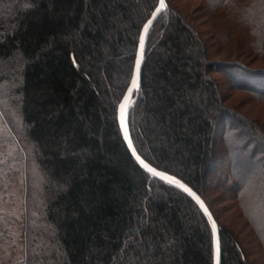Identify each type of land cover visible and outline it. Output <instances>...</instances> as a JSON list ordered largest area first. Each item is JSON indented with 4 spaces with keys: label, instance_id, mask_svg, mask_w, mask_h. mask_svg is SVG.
I'll return each mask as SVG.
<instances>
[{
    "label": "trees",
    "instance_id": "trees-1",
    "mask_svg": "<svg viewBox=\"0 0 264 264\" xmlns=\"http://www.w3.org/2000/svg\"><path fill=\"white\" fill-rule=\"evenodd\" d=\"M166 1L149 32L128 114L131 136L144 160L206 201L219 225L221 264H252L206 193L213 188L235 198L256 183L249 212L264 233V130L226 104L214 76L264 100V81H249L262 92L238 82L264 78L263 67L239 59L264 63V0H200L219 48L242 31L235 56L227 57L233 61L208 44L176 6L180 0ZM158 2L0 0V62L8 63L0 67V99L20 118L16 130L39 171L34 206L41 222L25 221L24 264H214L213 231L199 206L138 164L118 123L140 35ZM217 15L230 24L228 39L219 37ZM232 152L241 166L257 158V180L226 166L223 155ZM6 170L4 158L0 176ZM4 227L0 240H12L0 215Z\"/></svg>",
    "mask_w": 264,
    "mask_h": 264
},
{
    "label": "rangeland",
    "instance_id": "rangeland-1",
    "mask_svg": "<svg viewBox=\"0 0 264 264\" xmlns=\"http://www.w3.org/2000/svg\"><path fill=\"white\" fill-rule=\"evenodd\" d=\"M175 4L183 14L191 20L208 44H214L216 52L219 53L221 58L234 60L228 59L227 57L229 55L235 56L233 45L236 43L237 38L240 39L239 33L242 32L241 30H235V32L232 33L231 41L227 44L224 43L220 45L219 48L217 43L222 42V40L220 39L216 42L213 35V24L208 20V16L205 15V13L201 14L203 11L202 8H200L202 2L200 0H180ZM213 23L218 26L219 30L222 32V34H219V37L225 39L230 37V32L228 36H225V33L228 31L226 25L230 26V24L225 22L222 16H215ZM237 45L240 46V48L242 46V44ZM247 58L248 59L240 57L239 59L245 62L249 61L252 67L264 68V63L261 61H252V57L250 56ZM7 64L6 62H0V67H8L6 66ZM214 76L219 83L222 95H224L226 99V104L233 111H237L240 115L251 120L256 124L257 128L264 130V100L257 98L247 90L234 87L226 79L227 77L221 73L216 72ZM255 78L264 81L261 75H252L248 78V82L244 81L243 77L238 78V82L244 89L250 88L251 90L262 92V89L251 85L252 83L249 82L253 81ZM6 109H9V107L6 106V99H3V101L0 99V161L6 158V165H8L6 174L0 176V215L5 218L6 233L7 231L10 232L13 238L9 240V238L7 239L3 235L4 240H0V264H24L25 252L23 246V233L25 234V231L22 229L27 228L25 224L27 222L25 221L27 220L28 224H30L32 219H37V221L41 222L39 209L34 206L37 193L40 190V186L37 185L39 171L37 164L32 159V153H29V149L26 147V138L22 136L23 133L21 135V132L18 133L16 130V126H18L19 129L21 128L20 118L15 112L12 113V117L11 112L8 113ZM247 149L252 154V148L248 146ZM262 149L263 148L260 149V152H256L257 156L260 155ZM24 155L25 160H20L19 157ZM247 155L249 156L250 154ZM223 157L226 159L225 164L228 168L234 164L233 166L239 170V176H245L250 180L256 179V176L253 174L256 169H254L253 166L257 158L250 162L246 159V164L241 166V162L235 163L237 160L234 159H242V157L239 158L234 152L225 156L223 155ZM241 161H243V159ZM249 188L252 192H250ZM255 189L256 183L255 185H249L248 182L247 185L243 187L242 194L239 197H236V195L235 198L229 197L231 196V192L226 196L222 194L223 192L215 191L214 193L212 192L213 188H209L206 196L217 214L221 226L227 228L240 242L252 264H264V233L261 232L259 222L250 215L249 212L250 208L253 207L250 203H254V198L256 196ZM257 216L258 215H256V218H258ZM249 220L252 226L249 224ZM256 225L260 233L256 231ZM4 229L5 227L0 229V233H2ZM6 233L4 234L6 235Z\"/></svg>",
    "mask_w": 264,
    "mask_h": 264
},
{
    "label": "water",
    "instance_id": "water-1",
    "mask_svg": "<svg viewBox=\"0 0 264 264\" xmlns=\"http://www.w3.org/2000/svg\"><path fill=\"white\" fill-rule=\"evenodd\" d=\"M164 3L166 5V7H167V1L166 0H164ZM159 7H160V0H159V2L157 4L156 8L154 9L153 13H156V10ZM166 7L164 9H162L160 12L156 13L155 17L153 16V13L151 14V16L146 21V23H145V25L143 27L142 33L140 35V40H139V45H138V55H137V60H136V63H137L138 60L141 61L140 62V74H139V87H140L141 72H142L143 63H144V59H145V52H146L147 41H148L150 29H151L152 25L154 24V22L156 21V19L158 18V16L162 13V11H164L166 9ZM149 21H151V24L150 25H149ZM146 25H148V31L147 32L144 31ZM141 37H143V42L141 41ZM141 55H142V59H141ZM76 65H77V63H76ZM135 75H136V66H135V71H134L133 78L135 77ZM133 78H132V81H133ZM132 81H131L129 87L127 88L125 94L123 95V97H122V99H121V101L119 102V105H118V115H117V118H118V123H119V127H120V130H121L123 139H124V141H125L128 149L130 150L132 156L135 158V160L138 162V164L146 172L150 173L151 176L161 178L160 176H156L152 172H149L148 169L144 167V164L148 165L149 168L154 169L156 172L162 173L163 175H165L167 177H170V178H172L175 181H179V184L184 185V187L188 188L191 191V193L194 194V195H190L189 192L184 191V188L178 186L177 184H174L177 187H179L181 190H183L184 192H186L196 202V204L199 206V208L201 209V211L203 212V214L207 218V220H208V222H209V224H210V226L212 228L213 235H214V264H217L216 241L218 239L219 242H220L219 225H218V222L216 221V219L214 218L212 211L208 207L206 201L202 198V196L197 191H195L193 189V187L191 185H189L187 182H185L181 178L175 176L174 174H171V173H168V172L163 171L161 169H158V168L152 166L146 160H144V158L139 154V152H138V150H137V148H136V146L134 144V141L132 139L131 132H130L129 121H128V114H129L130 108L135 103L136 95H137V92H138L139 87L136 88V89H132ZM130 89H132L131 93L129 92ZM126 97H129L127 103L131 99H133V101L130 103V105H129L128 109H127L126 115L123 114V123H122V118H121L122 117V108H121V106L125 104V102H126L125 101V98ZM125 126L127 127V138H125V132H124V127ZM137 157H139V159H137ZM141 161H143V164L141 163ZM163 180H165L166 182L169 183L168 180H166V179H163ZM171 184H173V183H171ZM197 198L199 199L200 202H202L203 207H201V203H198L197 202ZM205 209H207V211H205ZM213 224H215V230L213 229ZM219 264H221V246H220Z\"/></svg>",
    "mask_w": 264,
    "mask_h": 264
},
{
    "label": "snow or ice",
    "instance_id": "snow-or-ice-1",
    "mask_svg": "<svg viewBox=\"0 0 264 264\" xmlns=\"http://www.w3.org/2000/svg\"><path fill=\"white\" fill-rule=\"evenodd\" d=\"M165 7H166V5L164 3V0H160V7L156 10V13L160 12ZM156 13H153L154 17L156 15ZM150 24H151V21H149V25ZM144 31L145 32L148 31V25L145 26ZM141 41L143 42V37H141ZM141 59H142V55H141ZM140 62L141 61L138 60L137 63H136V75H135V77L133 78V81H132V89H136V88L139 87ZM132 89L129 90L130 93H131ZM128 99H129V97H126L125 98V101H126L125 104L121 106V108H122V117H121L122 118V123H123V114H124V111H126V106H127ZM124 132H125V138H127V127L126 126L124 127ZM137 159H139V157H137ZM141 163L143 164V161H141ZM144 167L147 168L148 171L152 172L154 175L160 176L162 179L168 180L169 183L177 184L178 186L184 188V191L189 192L190 195H194L193 193H191V191L188 188L184 187V185L179 184V181H175L172 178L163 175L162 173L156 172L154 169L149 168L148 165H146V164H144ZM197 202L201 203V207H203L202 202H200L198 198H197ZM205 211H207V209H205ZM213 229L215 230V224H213ZM216 255H217V264H219L220 242H219L218 239L216 241Z\"/></svg>",
    "mask_w": 264,
    "mask_h": 264
},
{
    "label": "bare ground",
    "instance_id": "bare-ground-1",
    "mask_svg": "<svg viewBox=\"0 0 264 264\" xmlns=\"http://www.w3.org/2000/svg\"><path fill=\"white\" fill-rule=\"evenodd\" d=\"M137 55H138V53H137ZM137 60V59H136ZM136 66V65H135ZM135 71V70H134ZM133 101V99H131L128 103H127V106H126V111H124V114L126 115V113H127V109H128V107H129V105H130V103Z\"/></svg>",
    "mask_w": 264,
    "mask_h": 264
}]
</instances>
